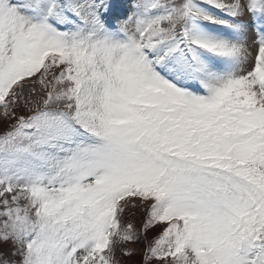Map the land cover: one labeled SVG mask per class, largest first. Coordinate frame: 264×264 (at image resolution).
<instances>
[{"label": "snow or ice", "instance_id": "1", "mask_svg": "<svg viewBox=\"0 0 264 264\" xmlns=\"http://www.w3.org/2000/svg\"><path fill=\"white\" fill-rule=\"evenodd\" d=\"M0 264H264V0H0Z\"/></svg>", "mask_w": 264, "mask_h": 264}]
</instances>
